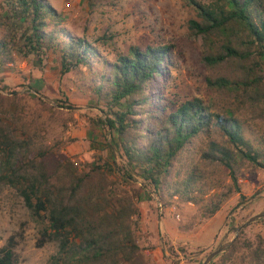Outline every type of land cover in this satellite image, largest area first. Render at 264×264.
I'll return each instance as SVG.
<instances>
[{"label": "trees", "instance_id": "trees-1", "mask_svg": "<svg viewBox=\"0 0 264 264\" xmlns=\"http://www.w3.org/2000/svg\"><path fill=\"white\" fill-rule=\"evenodd\" d=\"M185 1L200 17L189 20L193 31L225 36L221 51L203 55V61L217 65L230 60L236 66L235 81L221 76L209 83L243 88L264 116V0ZM57 16L47 0H4L0 71L14 62V53L36 58L56 54L60 73L74 72L77 86L97 101L104 114L99 123L115 137L110 147L121 163L112 153L111 159L98 157L79 170L58 147L41 146L28 130L18 127L24 122L17 95L6 100L0 92V113L10 120L0 117V186L13 188L47 223L43 234L58 243L49 264H149L137 238V203L153 193L161 212L175 202L174 197L198 204L202 198L196 195L205 190L208 169L190 166L180 176L176 166L190 143L200 135L216 134L218 139L207 141L199 160L226 173L234 186L227 187L229 193L239 192L242 168L264 169V146L246 137L238 118L210 111L200 98L166 110L162 96L150 85L164 72L169 46H130L109 61L91 41L56 29ZM136 175L141 178L138 187L132 183ZM206 203L205 217L221 206L219 200ZM0 264H17L11 238L0 247ZM208 264H264V234L250 237L240 231Z\"/></svg>", "mask_w": 264, "mask_h": 264}, {"label": "rangeland", "instance_id": "rangeland-1", "mask_svg": "<svg viewBox=\"0 0 264 264\" xmlns=\"http://www.w3.org/2000/svg\"><path fill=\"white\" fill-rule=\"evenodd\" d=\"M47 1L58 15L56 29L91 41L109 61L127 53L130 46H169L164 72L150 85L162 96L166 110H173L185 100L200 98L210 111L238 118L246 137L264 146V116L251 104L243 88H220L209 83L221 76L235 81L236 66L230 60L217 65L203 61V55L221 51L225 36L193 31L189 20L200 17L185 0ZM4 34L6 28L0 25V37ZM13 58L14 62L0 71V92L6 100L17 95L24 122L18 127L28 130L41 146L58 147L79 170H86L89 164L100 160L98 157L111 159L110 145L116 139L100 125L99 118L104 114L93 95L77 86V75L72 71L61 74L58 57L53 53L40 58L14 53ZM0 117L10 121L5 114L0 113ZM214 138L217 136L213 132L198 136L176 163L180 176L190 166L208 169L205 190L196 195L202 198L198 204L174 197L175 202L161 212L153 193L137 203V238L146 249L149 264H202L211 251L242 230L250 237L264 234V215L237 232L248 218L264 211V169L251 165L242 168L237 181L239 192L229 193L227 187L233 190L234 186L226 173L199 160L207 141ZM113 159L121 163L116 153ZM135 178L132 183L138 187L141 178ZM218 200L220 209L205 217L206 202ZM45 228L47 223L41 215L29 210L13 188L0 186V247L11 238L17 264H49L58 243L43 234Z\"/></svg>", "mask_w": 264, "mask_h": 264}, {"label": "water", "instance_id": "water-1", "mask_svg": "<svg viewBox=\"0 0 264 264\" xmlns=\"http://www.w3.org/2000/svg\"><path fill=\"white\" fill-rule=\"evenodd\" d=\"M264 215V211H261L253 216H251L250 218H248L245 222H243L238 228H237V232H239L243 227H245L246 225H248L250 222H253L257 219H259L260 217H262ZM235 238V237H234ZM234 238H232V240H230L228 243L223 244L221 246H219L218 248H216L215 250L211 251L205 258V260L203 261L202 264H208L210 262V260L216 256L217 254H219L220 252L224 251L234 240Z\"/></svg>", "mask_w": 264, "mask_h": 264}, {"label": "built area", "instance_id": "built-area-1", "mask_svg": "<svg viewBox=\"0 0 264 264\" xmlns=\"http://www.w3.org/2000/svg\"><path fill=\"white\" fill-rule=\"evenodd\" d=\"M158 206H159V209H160V211H161V203H158Z\"/></svg>", "mask_w": 264, "mask_h": 264}]
</instances>
